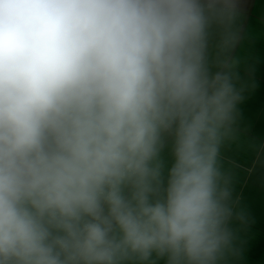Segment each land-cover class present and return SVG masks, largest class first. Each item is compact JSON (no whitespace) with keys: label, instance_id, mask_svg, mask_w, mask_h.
Masks as SVG:
<instances>
[{"label":"clouds","instance_id":"clouds-1","mask_svg":"<svg viewBox=\"0 0 264 264\" xmlns=\"http://www.w3.org/2000/svg\"><path fill=\"white\" fill-rule=\"evenodd\" d=\"M246 12L0 0V264H231Z\"/></svg>","mask_w":264,"mask_h":264},{"label":"crops","instance_id":"crops-1","mask_svg":"<svg viewBox=\"0 0 264 264\" xmlns=\"http://www.w3.org/2000/svg\"><path fill=\"white\" fill-rule=\"evenodd\" d=\"M249 15L242 18V47L236 53L246 85L239 105V137L223 150L225 165L234 173L233 199L247 214L238 229L237 254L231 264H264V0H246ZM210 43L209 54H212Z\"/></svg>","mask_w":264,"mask_h":264},{"label":"water","instance_id":"water-1","mask_svg":"<svg viewBox=\"0 0 264 264\" xmlns=\"http://www.w3.org/2000/svg\"><path fill=\"white\" fill-rule=\"evenodd\" d=\"M249 13H250V10L247 12V16L249 15Z\"/></svg>","mask_w":264,"mask_h":264}]
</instances>
